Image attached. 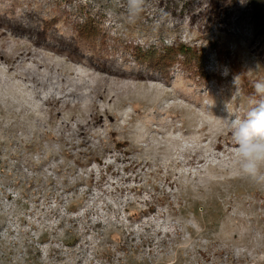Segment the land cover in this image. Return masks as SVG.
I'll return each instance as SVG.
<instances>
[{
	"label": "rangeland",
	"instance_id": "rangeland-1",
	"mask_svg": "<svg viewBox=\"0 0 264 264\" xmlns=\"http://www.w3.org/2000/svg\"><path fill=\"white\" fill-rule=\"evenodd\" d=\"M262 80L264 0H0V264H264Z\"/></svg>",
	"mask_w": 264,
	"mask_h": 264
},
{
	"label": "clouds",
	"instance_id": "clouds-1",
	"mask_svg": "<svg viewBox=\"0 0 264 264\" xmlns=\"http://www.w3.org/2000/svg\"><path fill=\"white\" fill-rule=\"evenodd\" d=\"M144 7L145 0H126L129 23L139 19ZM253 88L246 113L241 116L226 109L222 119L235 145L239 177L264 187V80L255 82Z\"/></svg>",
	"mask_w": 264,
	"mask_h": 264
},
{
	"label": "trees",
	"instance_id": "trees-1",
	"mask_svg": "<svg viewBox=\"0 0 264 264\" xmlns=\"http://www.w3.org/2000/svg\"><path fill=\"white\" fill-rule=\"evenodd\" d=\"M88 29H89V28H88ZM88 29H87V30H88ZM87 30H86V31H87ZM89 31H90V29H89ZM81 32H82V33H85V34L87 33V32H84V30H82ZM90 32H91V31H90ZM94 32H96V29L92 30V33H94ZM150 49H151V48H150ZM135 50H136V49H135ZM133 53H134V52H133ZM134 55H136V56L138 57V59L147 58V52H145V53H144V52H141L139 49H137V53H136V54L134 53ZM148 57H149V56H148ZM149 58H150V57H149Z\"/></svg>",
	"mask_w": 264,
	"mask_h": 264
}]
</instances>
